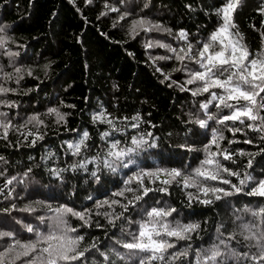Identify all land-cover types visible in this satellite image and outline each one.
Returning a JSON list of instances; mask_svg holds the SVG:
<instances>
[{
  "label": "trees",
  "instance_id": "1",
  "mask_svg": "<svg viewBox=\"0 0 264 264\" xmlns=\"http://www.w3.org/2000/svg\"><path fill=\"white\" fill-rule=\"evenodd\" d=\"M107 2L118 6L121 12H130V16L118 23V13L110 12L107 16H100V13L105 11V0H92L91 4L86 3V0H0V25L6 26L7 36L14 41L9 43L8 47L20 53L15 57L14 64L10 62L9 57L0 55V65L5 72H12L14 67L33 70V75H24L19 84L14 80L5 83L6 87L15 88L17 92L0 98L15 101L18 107H0V111L8 112L9 119L17 126L33 114H40L47 125L41 129L45 134L44 139L35 146L24 142L17 132H10L7 140L0 139V156L6 161L0 162V171L5 172L4 176H0V186L7 178L13 175L22 176L29 167L33 169L23 184L14 182V185L10 186L14 187L13 198L6 200L0 196V230L15 231L21 241L33 240L35 235L28 233L17 221L31 224L42 232L48 231V222L41 224L37 217H49L52 213L37 206V201L50 203L53 207L67 205L76 211H83L85 208L93 209L95 200L112 198V193L123 189V181L127 178L125 173L128 170L115 174L105 172L101 177L102 185L95 183L88 172L82 170L77 173H65L63 184L50 177L47 172V168L65 167L83 158L65 154L64 142L77 141L80 138L77 133L84 130L90 133L91 140L85 156L91 157L105 147L99 133L105 131L107 126L93 125L91 122L92 113L99 111L101 107L113 117L131 118L139 114L143 118L144 123L138 130L128 129L126 136L121 133L114 134V138L120 139L122 143L126 142V137L130 138L137 132H152L161 138L165 150L183 143L191 144L196 149L193 152L180 150L177 156L163 160L153 154L157 150H147L137 158V164L143 168L163 167L191 171L204 159L203 149L211 139L213 128L221 130L225 136L221 146L234 152L256 153L264 148L259 134L248 129L233 135L227 128L214 121H209L208 129L186 125L189 113L204 118L199 105L209 99V94L193 97L190 92L168 87V81L161 83L164 77L155 71V67L161 68L164 73H171L172 79L181 83L185 74L173 72L178 66L175 60H159L154 66L150 57L170 54L159 47L145 48V43L149 40L178 48L183 42L178 41L175 34L181 29L187 31L191 42L199 47L197 42L206 41L222 22L215 15V10L227 0H125L123 4L120 0ZM145 4L148 7H144ZM188 4L196 10L190 11L186 7ZM262 6L264 0H242L234 13V22L244 37V43L253 53L264 47V39L261 36V32H264V14L258 11ZM141 16L170 28L173 35L141 31L133 39L129 34L131 21ZM45 65L50 66L45 69ZM189 67L196 68V65L190 64ZM49 108H59L61 112L66 113L67 124L57 125L54 117L45 115ZM209 112L217 117L229 114L228 109L218 111L215 102L209 106ZM261 115H264V112ZM227 123L229 127L232 126V122ZM236 126L240 127L238 122ZM189 128L197 134L188 133L186 136ZM229 140L237 142L229 145ZM245 140H252L253 143H245ZM50 151L55 152L58 159L43 161L42 157ZM248 159L247 156H237L235 163L224 161V164L234 171L242 170ZM253 165L254 170L249 171H253V175L258 179L261 178L258 174L264 171V156H256ZM92 168L93 166L89 165V171ZM231 179L233 183H237L235 177ZM6 193L7 189L5 195ZM88 196L94 199L88 200ZM12 204L17 206V210L5 213L3 210L10 208ZM26 205L36 206L37 211H19ZM169 206L177 209L170 217L173 222L201 225L199 235L193 233V251L181 262L195 264V249H207L217 242L218 225H224L225 234L238 231L241 223L254 221L251 214L244 212V209L247 207L256 210L264 206V199L238 194L217 201L211 206L193 203L189 207L184 191L174 184L169 188L168 194L150 193L136 208H130L126 214L127 219L118 221L115 227L109 225L103 215L93 214L92 227L80 229L78 233L85 237L82 247L98 239L101 250L115 247L123 252L125 250L116 245L115 241L131 240L127 233L138 231V222L145 218V210ZM116 211L119 212L120 209L117 208ZM68 220L73 227L79 228L81 222L75 217L69 216ZM128 220L132 223H128ZM97 223L101 227H96ZM237 239L241 238L238 236ZM7 243L8 240H0V249ZM187 243L189 242L180 241L176 248L170 249L169 252L180 251ZM232 247L239 252L248 251L243 243H233ZM252 251L255 252V249ZM93 258L97 261L102 259L95 251L88 257L89 261ZM134 264H139V259H136ZM229 264L245 262L231 259Z\"/></svg>",
  "mask_w": 264,
  "mask_h": 264
},
{
  "label": "snow or ice",
  "instance_id": "2",
  "mask_svg": "<svg viewBox=\"0 0 264 264\" xmlns=\"http://www.w3.org/2000/svg\"><path fill=\"white\" fill-rule=\"evenodd\" d=\"M86 3L91 4L92 0H86ZM120 3H125V0H120ZM241 3L242 0H227L221 7L216 8L215 15L222 22L206 41L197 42L199 47L191 42L189 33L181 29L175 34L176 39L183 42L178 48L152 40L145 43V48L159 47L170 54L150 57L154 66L159 60H175L178 66L173 69V72L185 74V79L181 83L172 79L171 73H164L161 68L155 67V71L160 72L164 77L161 83L168 81V87H177L182 92H190L193 97L209 94V99L199 105L204 118L189 113L186 125H197L200 129H208L209 121H214L227 128L233 135L245 129L254 131L264 142V115H261L264 112V95H262L264 94V47L253 53L244 43V37L234 22V13ZM144 7L148 5L145 4ZM186 7L190 11L196 10L191 4ZM104 8L105 11H102L100 16H107L110 12L118 13L117 23L130 16V12H121L118 6L110 5L107 0H105ZM258 11L264 14V6ZM115 26L114 23L113 27ZM141 31L164 32L173 35L170 28L160 23H153L142 16L131 21L129 34L135 39ZM261 36L264 39V32H261ZM13 42L6 34V26L0 25V50H3L0 55L9 57L10 62L14 64L15 57H18L20 53L8 47L9 43ZM190 64L196 65V68L189 67ZM49 66L44 67L47 69ZM24 75L32 76L33 70L14 67L12 72H5L3 66L0 65V79H2L0 97L8 93H16L17 89L6 87L5 83L14 80L16 84H19ZM24 94L26 95L27 92ZM214 102L218 111L228 109L229 114L217 117L216 114L210 113L209 106ZM0 107L12 109L18 107V104L15 101L0 98ZM66 107H75V105H66ZM45 115L54 117L57 125L67 124V114L61 112L59 108H49ZM229 121L232 122L231 127L228 126ZM91 122L93 125L107 126L105 131L99 133V138L105 147L97 154L87 157L84 153L89 149L90 133L87 130L77 133L80 137L77 141L64 142L65 154L83 158L65 167L47 168V172L50 177L63 184L65 173H77L82 170L88 172L95 183L102 185L101 177L105 172L115 174L118 171L128 170L125 173L127 178L123 181V189L112 193V198L95 200L93 209L85 208L83 211H76L67 205L53 207L50 203L37 201V206L52 213L49 217H37L41 224L48 222V231L42 232L31 224L17 221L28 233L35 235L33 240L21 241L17 238L15 231L0 230V240L9 241L5 247L0 249V264H134L136 259H139V264H181L193 251L191 244L193 233L199 235L201 225L200 223L173 222L170 217L177 212V209L170 206L146 209L145 218L138 222V231L127 233L131 240L117 239L115 241L116 245L125 250L123 252L115 247L101 250L98 239L82 247L85 237L78 233L80 229L92 227L93 214L103 215L108 224L115 227L118 221L127 219L126 214L130 208H136L150 193L168 194L169 188L174 184L179 185L184 191L189 207L193 203L211 206L217 201L238 194L264 199V171L258 174L261 177L259 179L253 175V171H249L254 170L255 157L264 156V148L256 153L234 152L230 148L221 146L225 136L221 130L213 128L211 139L203 149L204 159L191 171L185 172L177 168L163 167L143 168L137 164V158L140 153L147 150H157L153 154L163 160L177 156L180 150L193 152L196 149L191 144L183 143L172 146L170 150H165L162 147L161 138L152 132H137L130 138L126 137L125 143H122L120 139H115V133L126 136L128 129L138 130L140 128L144 121L139 114L131 118H118L113 117L101 107L99 111L92 113ZM237 122L240 127L236 126ZM45 127L47 125L41 119L40 114L29 116L23 124L17 126L9 119L8 112L0 111V139L7 140L10 132H17L24 142L35 146L44 139L45 134L41 129ZM188 133L197 134L191 128L185 135L187 136ZM236 142L229 140L228 144ZM244 142L253 143L252 140ZM237 156L249 157L242 170L234 171L225 166L224 161L235 163ZM53 158L58 159L56 153L50 151L42 157V160L47 162ZM0 162L6 163L3 156H0ZM89 165L93 166L91 171H89ZM32 171L33 169L29 167L22 176L13 175L7 178L0 186V196L6 200L13 198L14 187L10 186H13L14 182L23 184ZM4 175L5 172L0 171V176ZM232 177L236 178L237 183L232 182ZM246 189L248 190L245 191ZM87 199L93 200L94 198L88 196ZM117 208L120 209L119 212L116 211ZM101 209L106 210L100 211ZM13 210H17L15 204L3 211L10 213ZM19 211L35 213L37 207L26 205ZM244 212L250 213L254 221L241 223L238 231L227 234L223 231L224 225H218L216 228L217 242L207 249H195V264H229L231 259L244 261L245 264H264V206L256 210L246 207ZM69 216L81 222L79 228L69 223ZM127 222L132 223L131 220ZM96 227H101V225L97 223ZM122 231L127 230L122 229ZM238 236L240 240L237 239ZM180 241L189 243L180 251L169 252L170 249H175ZM233 243H243L248 251H237L232 247ZM252 249H255V252ZM93 251L102 258L100 261L95 258L89 261V254Z\"/></svg>",
  "mask_w": 264,
  "mask_h": 264
}]
</instances>
